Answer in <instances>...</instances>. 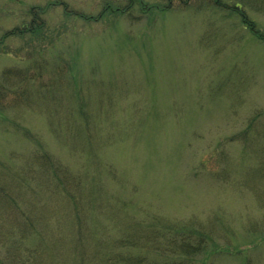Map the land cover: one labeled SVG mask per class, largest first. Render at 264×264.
Wrapping results in <instances>:
<instances>
[{
    "label": "rangeland",
    "instance_id": "rangeland-1",
    "mask_svg": "<svg viewBox=\"0 0 264 264\" xmlns=\"http://www.w3.org/2000/svg\"><path fill=\"white\" fill-rule=\"evenodd\" d=\"M33 6L43 30L4 39ZM238 10L264 31V0H0V264H18L23 214L74 213L45 151L98 181L101 227L117 206L196 222L209 264H264V43Z\"/></svg>",
    "mask_w": 264,
    "mask_h": 264
},
{
    "label": "trees",
    "instance_id": "trees-1",
    "mask_svg": "<svg viewBox=\"0 0 264 264\" xmlns=\"http://www.w3.org/2000/svg\"><path fill=\"white\" fill-rule=\"evenodd\" d=\"M169 3L163 5L164 8H168ZM129 6L131 7V4ZM227 7L228 5L224 3V8ZM42 8L31 7L29 10V14L33 16L31 23L9 30L3 38L26 33L37 36L43 29L38 30L44 25V22L39 23L41 13L45 11ZM235 8L241 9L238 5ZM109 9L120 10L118 7L106 8ZM238 11L241 12L242 23L264 43V31L256 26L254 20L244 10ZM81 16L87 20L92 19V16ZM85 95H76L74 90L72 92V96L80 101H83ZM79 124L83 128V124ZM71 146L79 150L77 149L79 145L72 142ZM82 153L88 154L89 157L92 155L87 153L84 146ZM34 157L39 159V169L47 171L55 180L54 192L68 195L66 197L68 206L71 211L72 205L74 206V213L60 217L49 210H45L44 214L43 211L39 213L37 209L29 216L22 215L21 212L22 216L18 218V264H194L196 260H200L202 264H209L212 251L210 252L208 246L214 242L215 234L210 227L196 222L166 223L159 218H154L148 223L137 220L127 213L123 214L124 210L121 212L118 206L108 210L109 215L113 214L111 221L114 227L103 224L101 227L96 221V211L102 213L106 209L98 203L102 199L98 181L93 180L92 185L89 184L88 187L85 182L80 181L81 175L85 174L72 173L67 165L49 152H39ZM203 165L207 168V162ZM18 187H21L19 179ZM48 214L56 216L57 219ZM111 230H117L116 235H111L109 233ZM32 238L37 239L33 245ZM148 249L156 252L157 257H151L149 260L148 254L143 252Z\"/></svg>",
    "mask_w": 264,
    "mask_h": 264
}]
</instances>
